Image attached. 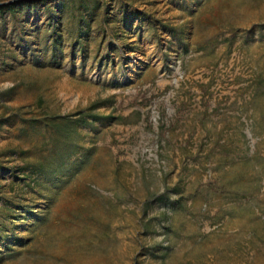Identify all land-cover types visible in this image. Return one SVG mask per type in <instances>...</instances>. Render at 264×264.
<instances>
[{"label":"rangeland","instance_id":"1","mask_svg":"<svg viewBox=\"0 0 264 264\" xmlns=\"http://www.w3.org/2000/svg\"><path fill=\"white\" fill-rule=\"evenodd\" d=\"M0 10V264H264V0Z\"/></svg>","mask_w":264,"mask_h":264},{"label":"trees","instance_id":"2","mask_svg":"<svg viewBox=\"0 0 264 264\" xmlns=\"http://www.w3.org/2000/svg\"><path fill=\"white\" fill-rule=\"evenodd\" d=\"M19 5L20 6H27L28 4H26L25 1H21L20 3H12V4L8 5L6 9L8 11H14L16 9V7H18Z\"/></svg>","mask_w":264,"mask_h":264}]
</instances>
